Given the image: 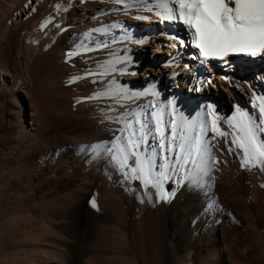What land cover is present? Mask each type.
Wrapping results in <instances>:
<instances>
[{"label":"bare ground","instance_id":"bare-ground-1","mask_svg":"<svg viewBox=\"0 0 264 264\" xmlns=\"http://www.w3.org/2000/svg\"><path fill=\"white\" fill-rule=\"evenodd\" d=\"M165 3L0 0V264H264V53L205 58ZM125 132L169 180L115 175Z\"/></svg>","mask_w":264,"mask_h":264},{"label":"snow or ice","instance_id":"snow-or-ice-1","mask_svg":"<svg viewBox=\"0 0 264 264\" xmlns=\"http://www.w3.org/2000/svg\"><path fill=\"white\" fill-rule=\"evenodd\" d=\"M177 3L178 8L176 4H163L165 15L161 18H178L188 25L190 30H194L195 47L205 58H223L230 53L251 56L264 53V0H177ZM261 113L264 115V107L261 108ZM245 127L246 135L242 138L254 146L255 129L250 125ZM119 139L120 137H117V140ZM131 144L132 141L130 146ZM241 147L245 149L247 157L249 149L245 147V143H241ZM161 148L171 150L163 141ZM256 155L264 157V151L257 150L253 159ZM116 159L117 157L113 156V160ZM126 163L125 159L121 163V170ZM243 163H247V159ZM151 167L158 165L138 157L136 167L132 171H139L140 176L134 175L133 178L142 179L146 184L152 183L149 178ZM125 178L127 179V174ZM161 195L163 199L168 198L163 192ZM92 206H96L95 201Z\"/></svg>","mask_w":264,"mask_h":264},{"label":"rangeland","instance_id":"rangeland-1","mask_svg":"<svg viewBox=\"0 0 264 264\" xmlns=\"http://www.w3.org/2000/svg\"><path fill=\"white\" fill-rule=\"evenodd\" d=\"M149 57H150V52H148V53H146V56H145V60L147 61V60H149ZM163 76V75H162ZM20 107L22 108V112H23V114H25L26 112L24 111L25 110V107H24V104L23 103H21L20 102ZM138 117V119H139V126H138V128L140 129V130H142L143 129V127L145 126V120H146V118H147V116L145 115V114H140L139 116H137ZM120 143H121V145H122V147H123V150L125 151L126 150V147H128V150L130 151V153L132 154L131 156L129 155V154H123V157L121 158V161H119V163H118V168H117V170L115 169L114 171H115V175H120L121 173H123V174H131V178H133V175H135V176H137V177H139L140 176V172L139 171H137V172H135L134 174H133V171H132V169L133 168H135L136 167V161H137V158L138 157H140L141 158V160H143V157H142V155L139 153V151H138V149H137V142H136V144L135 145H133V144H131V146H130V141H129V139H128V133L127 132H125V133H123L122 134V136L120 137ZM114 145V144H113ZM113 145L112 146H110L109 147V158H112L111 157V153L115 150V147H113ZM133 145V146H132ZM115 146V145H114ZM133 147H134V150H133ZM168 148H170V147H168ZM171 150V152L169 151V150H167L166 151V149H164V148H162V149H159V150H156L155 152H153L152 153V155H151V157H152V160H151V158H150V162L151 163H156V165H158V167H157V169L159 170V174L161 175H158V176H160L161 178H160V180H165V178H166V180H169L170 178H171V176H172V173H173V171H174V169H175V167L176 166H174L175 164H177V160H175L174 159V152H172V151H174L172 148H170ZM162 150V151H161ZM165 151V152H164ZM163 153H164V156H163ZM172 153V154H171ZM155 154V155H154ZM169 154V155H168ZM161 155V156H160ZM166 155V156H165ZM165 157V158H164ZM173 157V158H172ZM124 158V159H123ZM159 158H161V159H159ZM125 159L127 160V163H126V165L123 167L124 168V170L122 169V171H121V163L122 162H124L125 161ZM134 161V163H135V165H131L132 164V162L131 161ZM160 160V161H159ZM164 160V161H163ZM174 160V161H173ZM129 161V162H128ZM154 161V162H153ZM156 161V162H155ZM163 165V166H162ZM171 165V166H170ZM125 167H126V169H125ZM128 168H129V170H128ZM155 170L153 167L152 168H150V170ZM166 170V171H165ZM128 171V172H127ZM118 173V174H117ZM168 174V175H167ZM171 175V176H170ZM151 177V175H149V178ZM170 177V178H169ZM135 179L133 178L132 179V181H133V183H136V181H137V183L138 182H141V183H145L142 179H136V181H134ZM165 180V181H166ZM150 184V183H149ZM122 185H124V183H122ZM144 186H145V184H143ZM160 187V186H159ZM158 187V189H160Z\"/></svg>","mask_w":264,"mask_h":264}]
</instances>
